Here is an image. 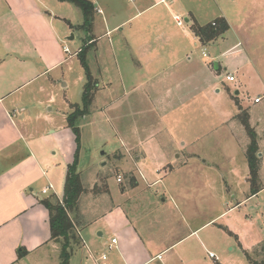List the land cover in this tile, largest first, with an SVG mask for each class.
<instances>
[{
  "label": "crops",
  "instance_id": "0c3cea01",
  "mask_svg": "<svg viewBox=\"0 0 264 264\" xmlns=\"http://www.w3.org/2000/svg\"><path fill=\"white\" fill-rule=\"evenodd\" d=\"M174 3L173 0H137L132 15L115 21L109 30L107 25L111 23V18L104 17V10L93 3L95 9L102 13L96 15L91 29L96 37L95 47L105 39L109 43L107 53L102 52L101 81L95 77L87 61L91 75L98 80L93 106L98 101L102 103L109 96L105 106L121 104L128 107L132 103L136 110V105L146 103L149 113L158 114L159 109L171 113L193 104L201 86L203 92L204 88L206 90V73H210L211 69L219 70V64L214 63L210 68L211 65L203 60L192 61L194 50L207 46L199 42L190 27L193 23L205 26L215 21L202 25L191 10ZM70 7L75 8L69 3L57 0H0V264H32L26 262L28 256H32L45 245H58L50 239L49 214L41 200L52 195L56 197L50 179L58 174L59 165L55 162L56 154L49 152L51 138L30 125L31 122L43 118L40 110L44 104L47 106L52 103L63 88L65 93L68 89V82L61 83L59 80L61 84L57 85L58 77H52V73L60 69L63 78V67L70 62V58L78 59L79 49L71 53L67 43L72 41L68 39L71 34L83 39L81 33L70 28L80 25L83 18L80 11V16L71 13ZM157 8L165 9L164 18L149 17ZM175 8L183 10V15L187 16L184 21L189 31L181 29L184 25L179 27L176 24L174 18L178 16H170ZM70 14L75 15L76 19H70ZM96 19L100 20V24L103 23L101 26H104L105 33H97ZM117 29L122 33L118 54L110 41L111 34ZM218 40L223 41L224 36L211 42V45ZM64 48L69 52L66 53ZM202 56L205 57L204 54ZM112 73L114 77H111ZM115 89L116 96L110 95ZM46 90L50 96L47 101L43 97ZM103 110L101 107L96 112ZM118 111L121 112L120 109ZM150 136L143 144L140 139L135 138V134L134 140L121 142V148L127 156L121 154L123 159L136 153L132 161L135 164L147 157V154L154 153L152 159L156 170L161 167L157 171L158 175L165 173L164 164L169 165L167 172L172 174L200 160L196 155V144L199 142L196 139L189 144L184 142L179 150L182 136H178L176 140L170 139L166 143L169 144L167 147L164 143L154 142ZM72 137L74 139L73 135ZM237 149L235 147L232 153L239 152ZM170 153H178L176 158L181 161L177 164L168 163ZM240 153V158L237 153L232 156L234 167L230 168L227 175L231 176V185L226 180L227 176L221 177L222 174L218 182H215L219 186L215 190V197L224 203L213 218L201 220L200 214L193 211L189 220L183 219L180 210L182 207L190 212L191 206L186 202L189 197L183 192L178 195L175 192L170 193L171 189L166 185L165 193L172 206L167 211L166 197L156 208L157 212L148 214H152V217L147 222L142 221L145 216H134L132 213L127 215L123 209H116L118 206L114 205L112 209L104 210L89 225L76 228L80 245L88 253V258H80L77 264H97L90 257L91 254L96 257L107 255V261H100L98 264H200V255L206 248L202 233L210 227L218 226L217 222L227 215H233L245 208L264 189V185H259L258 193H250L249 168L245 155L241 150ZM63 160L66 166L72 162L70 156ZM140 177L148 188L161 182V179H157L148 184L142 174ZM135 179L134 185L138 188L140 180L137 177ZM46 188L50 190L43 195L42 191ZM106 191L105 195L109 193L108 188ZM130 195L132 194L125 189L120 192L124 199ZM140 196L143 198L145 195ZM179 200H183V205L180 206ZM174 213L182 218L179 230L175 229ZM95 223H99V226L95 227ZM161 224L170 228L171 234L177 231L179 234L183 230L181 237L161 244L160 237L157 238L159 230L153 228L154 225ZM219 229L239 243V237L234 234L232 225H219ZM113 238L116 239V244L107 252V245ZM257 240L260 241L261 238L258 237L254 242ZM19 251L25 256L19 258ZM37 257L44 256L40 253ZM72 261L73 255L70 264H73Z\"/></svg>",
  "mask_w": 264,
  "mask_h": 264
},
{
  "label": "rangeland",
  "instance_id": "374dc122",
  "mask_svg": "<svg viewBox=\"0 0 264 264\" xmlns=\"http://www.w3.org/2000/svg\"><path fill=\"white\" fill-rule=\"evenodd\" d=\"M173 1L176 5L191 10L202 25L222 18L227 21L228 30L220 34V37L224 36V40H218L211 45V42L216 40L214 39L205 44L206 48H196L192 58L193 62L203 60L211 65L210 68L213 67L212 64L218 63L219 70L211 69L210 73H206L204 78V82L207 79L205 93L201 86L195 102L186 105L181 111L165 113L159 109L158 114H153L148 112L146 103L136 105L138 108L136 110L132 103L128 107L125 105L123 107L121 104L105 106V101L109 100V96L102 103L98 101L94 106L92 104L90 114L80 118L77 122L81 132L78 173L86 189L79 208L74 213V220L81 225L80 227L84 224L89 225L94 218L100 216L104 210L112 209L114 205L118 206L116 209H123L127 215L132 213L134 216H145L142 221L147 222L152 217V214L150 216L148 214L157 212L156 208L167 197L166 185L171 189L170 193L175 192L178 195L183 192L188 195L189 200L186 202L191 206V209L190 212H187L185 208L181 207L183 219L189 220L190 213L193 214V211H196L200 214L201 220L207 221L220 211L222 203H224L215 197V190L219 187L215 182L220 179V174H222V178L229 175L230 168L234 167L232 156L237 153L240 158L241 150L246 157L247 149L253 142L261 157L255 180L252 175L248 176L253 180V183L264 185V0ZM91 2L104 10V17L111 18V23L107 25L109 30L115 21L132 15L137 0H91ZM70 10L73 14H80L78 9L70 7ZM99 11L94 9L93 22L97 14H102ZM173 15L183 20L184 26L181 29L189 31L184 21L187 16L183 15V10L175 8V11L170 13L171 17ZM152 16L164 18L165 9L153 10L149 17ZM70 19L75 20V15L70 14ZM99 22L100 20L96 19L97 33H105L104 26H101L103 23ZM74 31L81 33L83 39L81 40L78 35H75L74 39L67 43L70 52L73 53L79 49L78 53H81L83 48L89 45L86 59L92 67L95 77L101 81L102 52L107 53L108 40L100 41L95 47L96 37L92 32L86 34L84 29H79V27H76ZM120 32L117 29L110 37L117 54L118 45L122 44V33ZM87 38H91L90 43L86 40ZM230 48L231 50H228ZM203 54L205 57L202 56ZM69 61L66 67H63L65 73L63 78H61L60 69L52 73L54 74L52 77H58L56 78L57 85L59 80L61 83L68 82L66 93L64 88L63 91L61 90V94L56 97L52 92L55 97L54 101L47 106L44 104L40 110L43 118L31 122L30 125L35 130H42L52 140L49 152L56 154L55 162L59 165V172L52 177L49 174V177H51L53 193L57 199H61L63 195L66 171L63 159L68 156L72 158L76 151L75 141L67 126V118L73 112L71 105L82 106L81 94L85 80L79 59L72 57ZM115 74L117 75V73ZM228 74L234 76L235 83L226 81L225 77ZM111 77H114L113 73ZM116 91L115 89L110 95L116 96ZM47 94L48 90L43 95L45 101L50 97ZM256 96L262 97L259 104L253 103ZM101 107L104 108L103 112H96ZM118 109L121 112H117ZM239 109L245 110L248 114L249 131H246L237 120ZM134 134L142 144L151 135L154 142L164 143L166 147L169 145L166 143L170 142V139L176 140L178 136H182L179 150L184 142L189 144L190 141L196 139L199 141L198 145L196 144L198 149L196 155L200 160L181 170L178 169L172 174L167 172L169 165L164 164L163 171L165 173L162 172L158 175L157 171L161 170V167L156 170L155 162L152 159L154 153L147 154V157L135 164L132 161L133 157L137 155L136 153H131L130 158L123 159L121 154L125 152L121 148V142L134 140ZM235 147L239 152L232 153ZM177 155L178 153L168 154V163L177 164L181 161L176 158ZM124 156L127 157L126 154ZM237 161L236 159L235 163ZM141 174L148 184L157 179H161V182L148 188L140 179ZM135 177L140 180L138 188H135L137 186L134 185ZM118 178L120 181H117ZM226 180L231 185V176H227ZM107 188L109 193L105 195ZM124 189L132 194L128 196L130 199L120 196V192ZM140 195L148 196L150 200L145 196L142 198ZM167 200L166 209L169 211L172 205H170L168 197ZM179 202L180 206L183 205V200H179ZM174 203L176 204L175 201ZM174 216L175 229L179 230L182 218L175 213ZM217 224L218 226L210 227L202 233L206 248L205 252L200 255V264H249L244 252L252 253L255 245L261 240L260 245H264V189L258 198L250 201L245 208L233 215H227ZM219 225H232L234 234L239 237V245L234 238L219 229ZM94 226H99V223H95ZM153 228L159 230L157 238L160 237L161 244L167 241L173 242L183 233L182 230V233L178 234L179 231H177V233L172 232L171 234L170 228L165 227L164 224L154 225ZM258 237L261 240L254 242ZM258 249L259 247L256 248V250ZM40 253L43 254V258L37 257ZM208 254L215 256L216 260L210 259ZM72 255L73 264H77L80 258L83 260L88 258L87 250L82 245L74 249ZM252 257L257 256L253 255ZM38 261H44L43 264H46V261L47 264H59L60 245L53 246V243L45 245L38 252L26 258L27 263L34 264Z\"/></svg>",
  "mask_w": 264,
  "mask_h": 264
},
{
  "label": "trees",
  "instance_id": "16d2710c",
  "mask_svg": "<svg viewBox=\"0 0 264 264\" xmlns=\"http://www.w3.org/2000/svg\"><path fill=\"white\" fill-rule=\"evenodd\" d=\"M63 3H69L77 8L83 18L82 25L71 26V29L79 27L83 28L86 34L91 33L94 5L90 0H57ZM216 26L208 24L200 26L193 23L190 27L191 32L199 40L202 45L213 41L220 37V34L225 33L228 30V25L224 19H218L215 22ZM88 42H91V38H87ZM89 45L85 46L81 53H78V59L85 74V83L83 85L81 101L82 108L79 106L72 105L73 112L67 118V126L71 130L74 136L76 144V151L73 154L72 162L66 166V174L64 180V188L62 198L59 200L54 195L41 200V204L47 209L49 214V228H50V239L54 243L60 245V263L59 264H70V258L74 249L80 246L81 240L77 235L76 228L81 225L74 220V213L77 212L78 206L81 202L82 197L85 194L86 189L83 186L80 175L78 173V154L81 145V132L78 127V120L90 114V108L92 107L97 82L91 75L89 65L86 59V53L89 49ZM239 114L236 116L237 120L241 123L246 131H249L248 114L245 110L239 109ZM252 137V136H251ZM246 160L249 168V174L252 175L253 179L258 174V167L260 157L255 143L251 144L246 153ZM255 180V179H254ZM250 193L256 194L260 190V186L253 183V180L249 178ZM86 226L85 224L82 226ZM259 249L252 253L244 252V256L249 264H264V245L258 246ZM257 247V248H258ZM22 252H18V257H22ZM257 256L253 258L252 256ZM259 259L257 260V258Z\"/></svg>",
  "mask_w": 264,
  "mask_h": 264
},
{
  "label": "built area",
  "instance_id": "2783aa9c",
  "mask_svg": "<svg viewBox=\"0 0 264 264\" xmlns=\"http://www.w3.org/2000/svg\"><path fill=\"white\" fill-rule=\"evenodd\" d=\"M99 13H101V11H99ZM174 20H175L176 24H177L179 27L183 26L184 23H183V20H182L181 18H179V17H175ZM212 25L215 26L214 23H212ZM64 51H65L66 53L69 52V50H68L67 48H64ZM225 79H226V81H228L229 83H235V78H234L233 75L228 74V75L225 77ZM261 101H262V97H261V96H257L256 98H254L253 103H254V104H258V103H260ZM117 181H120V179L118 178ZM49 190H50V188H46V189H44V190L42 191V194H43V195L47 194ZM115 244H116V239L113 238V239L110 241V244L107 245V252H108V251H111L112 248H113V246H114ZM208 256H209L210 259H214V258H215V256H213L212 254H208ZM90 257H91V258H92L97 264H98L100 261H101V262H105V261H107V255H106V254H103V255H101V256H99V257L94 256V254H91Z\"/></svg>",
  "mask_w": 264,
  "mask_h": 264
},
{
  "label": "water",
  "instance_id": "95a60500",
  "mask_svg": "<svg viewBox=\"0 0 264 264\" xmlns=\"http://www.w3.org/2000/svg\"><path fill=\"white\" fill-rule=\"evenodd\" d=\"M68 39H69L70 41L73 40V39H74L73 34H71L70 37H69ZM215 69H217V66H215ZM236 93H238V92H236ZM258 156L260 157V154H258Z\"/></svg>",
  "mask_w": 264,
  "mask_h": 264
}]
</instances>
